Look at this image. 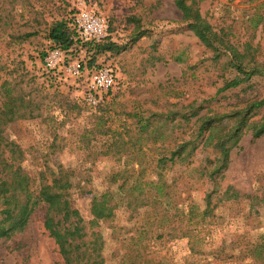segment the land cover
I'll return each mask as SVG.
<instances>
[{"label":"rangeland","instance_id":"1","mask_svg":"<svg viewBox=\"0 0 264 264\" xmlns=\"http://www.w3.org/2000/svg\"><path fill=\"white\" fill-rule=\"evenodd\" d=\"M197 1L201 16L215 30L228 33L236 45L250 41L258 46L256 59L264 63V22L255 30L250 24L262 0ZM82 6L105 18L107 37L120 48L98 54L95 62L110 66L116 76L114 88L103 101L115 97L119 104L114 108L116 114L111 110L104 120L106 128L127 143L129 153L125 155H115L109 147L112 133H90L96 127V106L85 102L87 72L83 70L79 78L62 74L50 78L41 62V54L51 49L47 36L52 23L70 22ZM90 56L79 46L72 59L87 62ZM235 75L225 67L224 59L213 61V54L187 30L174 0H0V86L4 80L16 83V94H27L41 104L34 118L1 125L0 135L22 151L20 165L35 188L41 181L50 182L53 173L69 180L70 206L83 218L87 237L92 233L102 236L104 264H128V258L135 256L131 241H137L144 227L148 231L143 234L142 259L130 260L131 264H260L249 249L264 241V205L251 207L246 196L264 199V136L252 140L251 131L230 151L229 166L217 183L196 179L186 164H175L164 172L172 206L195 205L194 215H201L206 209L205 196H211L209 215L197 219L202 242L196 252L190 251L187 238L170 239L166 232L158 238L176 217L170 216L159 229L161 214L150 206L136 208L126 202L105 221H94L90 214L95 196L111 193L117 202L128 198L119 190L122 180L114 174L136 168V160L155 161L160 145L171 143L168 134L157 144L138 134L137 120L129 115L145 118L196 100L202 106L200 115L222 114L264 98V77L219 92L224 81ZM2 102L0 89V106ZM262 114L264 106L250 121L259 120ZM182 124L183 137L188 139L192 131ZM222 125L225 129L232 124ZM210 152L209 148L202 155ZM228 187L241 197L226 200ZM46 214L47 206L41 203L23 231L0 239V264H64L44 227Z\"/></svg>","mask_w":264,"mask_h":264},{"label":"trees","instance_id":"2","mask_svg":"<svg viewBox=\"0 0 264 264\" xmlns=\"http://www.w3.org/2000/svg\"><path fill=\"white\" fill-rule=\"evenodd\" d=\"M174 5L181 13V22L205 47L213 54V61L225 60V67L233 70L236 75L232 80H225L219 92L234 89L245 84L255 77H264V63L256 59L258 46L253 47L250 41L236 45L231 42L229 34L223 30H215L212 25L201 16L197 0H174ZM264 0L250 17L252 29L264 22ZM48 40L51 49L58 48L66 52L72 59L74 51L82 46L91 53L85 63V69L98 68L96 57L100 53L119 50L106 36L101 42H81L77 33L68 26L66 21L52 23L48 29ZM45 53L41 54V58ZM4 80L0 86L3 93V102L0 106V127L12 120L31 119L41 110L40 103H34L27 94H16V86ZM119 103L115 97L109 101H102L95 107L96 127L91 134L108 135L112 133L110 127L105 126V115ZM264 106V98L251 100L241 108L222 114L200 115L202 106L196 101L180 109L174 106L173 110H167L159 114L152 113L147 117L137 114L129 115L136 119L137 133L146 135L154 144L161 141L166 134L171 143L167 147L161 146V152H155V161L143 162L136 160V168L129 171H119L113 177L122 181L119 190L127 194L128 198H122L117 202L111 193H104L92 198L90 214L93 220H108L113 217L115 210L127 202L136 208L152 207V210L161 218L158 220V228L163 229L169 217H176V221L169 223L160 234L161 238L166 232L170 239L187 238L191 252H196L202 242L199 230L198 217L204 219L209 215L210 194L205 196L206 209L201 215H194L195 205L170 204L171 189L165 178V170L175 164H186L194 172L196 179L209 180L217 183L222 179L229 166V154L236 148L240 138L246 131H251L252 140L264 136V114L257 121H250L259 114ZM188 110V112H185ZM128 115V114H127ZM196 120L189 125L192 118ZM166 122H169L166 124ZM231 123L228 128H223L224 123ZM182 123L188 124L191 134L188 139L183 137ZM222 127L220 129V127ZM161 128L163 131L161 132ZM139 141V140H138ZM127 143L120 139L117 132L111 134V144L115 155L121 156L129 153L125 150ZM134 145V144H133ZM211 152L202 155L207 149ZM158 151V149H156ZM141 153V149L137 150ZM140 157V156H138ZM192 159V160H191ZM22 151L12 142L0 135V239H9L13 235L23 231L34 209L41 203L47 206V214L44 227L50 237L54 239L64 264H104L102 255L103 241L100 234L92 233L87 237L84 230V220L80 213L70 206L68 190L69 180L61 174L53 173L50 182L41 181L38 187H34L31 177L24 171L20 163ZM135 160H132V162ZM169 164V165H168ZM149 170V173L146 172ZM129 173H131L129 175ZM149 175V176H148ZM148 176V177H146ZM151 176V177H150ZM224 196L226 200H237L241 196L238 192L228 187ZM250 199L251 207L263 204L264 199L246 196ZM187 207V208H186ZM159 211V212H158ZM137 241H131L135 245V256L128 258L131 261L142 259L144 247L142 246L143 234L147 228H142ZM263 241V240H262ZM260 264H264V241L255 243L249 249ZM127 260V259H126ZM131 260V261H130ZM125 263V260H124Z\"/></svg>","mask_w":264,"mask_h":264},{"label":"built area","instance_id":"3","mask_svg":"<svg viewBox=\"0 0 264 264\" xmlns=\"http://www.w3.org/2000/svg\"><path fill=\"white\" fill-rule=\"evenodd\" d=\"M68 26L73 29L81 42L90 43L101 42L107 36V23L104 17L96 13L91 8L82 6L68 22ZM44 71L50 78L56 74L70 78L81 77L82 71L87 72L89 90L86 93L85 102L92 106H97L115 86V73L108 65L86 70L84 63L79 59H71L66 52L54 48L45 52L41 60Z\"/></svg>","mask_w":264,"mask_h":264}]
</instances>
